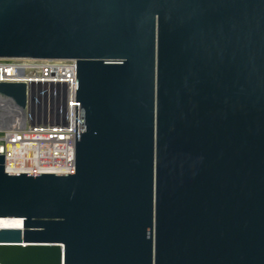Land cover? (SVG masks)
<instances>
[{"label":"water","instance_id":"1","mask_svg":"<svg viewBox=\"0 0 264 264\" xmlns=\"http://www.w3.org/2000/svg\"><path fill=\"white\" fill-rule=\"evenodd\" d=\"M0 58L76 60L74 173L0 155V264H264V0H0Z\"/></svg>","mask_w":264,"mask_h":264},{"label":"built area","instance_id":"2","mask_svg":"<svg viewBox=\"0 0 264 264\" xmlns=\"http://www.w3.org/2000/svg\"><path fill=\"white\" fill-rule=\"evenodd\" d=\"M0 83L23 84L24 108L0 94V155L10 174H73L76 60L0 58Z\"/></svg>","mask_w":264,"mask_h":264}]
</instances>
